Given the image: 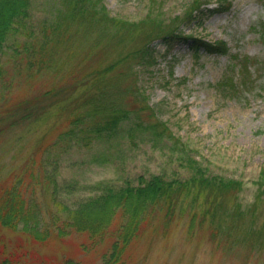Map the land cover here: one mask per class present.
<instances>
[{
  "label": "rangeland",
  "instance_id": "obj_1",
  "mask_svg": "<svg viewBox=\"0 0 264 264\" xmlns=\"http://www.w3.org/2000/svg\"><path fill=\"white\" fill-rule=\"evenodd\" d=\"M103 1L112 15L131 21L142 19L150 10V0ZM191 1L160 0L162 17L168 22L174 15L181 14ZM206 1L209 2L207 7L219 10L205 16L203 21L187 22L183 25L184 33L211 41L225 40L229 47L226 54L208 53L202 48L195 54L196 41L192 37L177 39L172 45H165L162 38H156L150 43L156 61L151 64L149 57L150 63L142 65L129 55L150 39L146 35L148 30L139 29L123 41L116 37L115 42L107 39L105 43L103 32L98 28L89 33H77L78 26L72 24L67 35L48 53L51 59L46 64L50 66L40 69L33 78V86L27 87L31 91L67 84L62 76L70 64H77L78 72L84 73L126 57L102 77L100 83L107 85L104 88L108 95L100 97L98 91L96 99L112 102L115 108L123 105L132 113L120 123L112 137L97 139L89 147L74 146L65 153L59 180L73 182L80 188L73 199L87 195L90 184L102 180H125L151 172L171 175L175 170L187 174L186 168L170 157L169 149L162 147V142L156 147V143L148 139L149 131L132 130L138 120L134 110L139 107L134 100L139 99L153 106L173 133L198 157L204 158L212 171L243 180L240 202L243 208L257 207L256 217L247 213L243 221H235L234 226L225 220L235 229L213 236L214 222L220 220L218 214L210 213L203 220L202 211L195 229L189 231V216L185 213L169 227L166 235L161 229L146 233L131 249V260L127 264H264V194L258 195L255 183L264 167V0ZM61 3L62 0H39L33 18L42 23L44 16L54 13V8ZM68 56L71 59L66 62ZM245 57H249L252 72L248 90L237 95L221 94L218 84L227 74L231 76L236 74L234 71H240L238 61ZM30 59L22 60L23 69L29 67ZM52 63L63 68H55ZM25 77H21L22 81L7 97L8 102L13 101L14 95L20 98L25 95V86L31 78L25 80ZM95 88L100 89L92 82L79 85L67 98L43 113L31 133H20L23 130L20 127L8 134L9 138H17L20 133L18 139L24 137L21 145L28 151L40 136L47 138L67 129L71 117L81 116L88 109L85 97ZM2 102L0 97V110ZM101 110H105L102 115L110 114L107 103L101 104ZM146 114L142 113L141 118H148ZM14 153L15 150L10 149L0 152L1 172L10 166L17 167L21 157L14 159ZM232 198L230 195L222 202L224 209L233 208ZM63 199L70 203L69 197ZM189 201L190 198L184 205L187 211L191 209ZM43 219L50 224L53 215L46 213ZM56 234L53 232L49 239L41 242L22 230L0 228V260L14 257L19 264H65L67 259H73L82 264H101L105 243L86 249L82 245L88 242L85 234L72 230L61 238Z\"/></svg>",
  "mask_w": 264,
  "mask_h": 264
},
{
  "label": "trees",
  "instance_id": "obj_2",
  "mask_svg": "<svg viewBox=\"0 0 264 264\" xmlns=\"http://www.w3.org/2000/svg\"><path fill=\"white\" fill-rule=\"evenodd\" d=\"M38 3L39 0H0V97L4 101L3 109L0 110V152L15 150L14 159L21 157L17 167L10 166L4 172L0 171V228L22 230L32 239L41 242L49 239L53 232L57 233V238L63 237L70 230L83 233L88 237V242L82 244L86 249L105 243L101 264H127L131 260V249L146 233L161 229L166 235L169 227L183 218L185 213L189 216V231L195 229L196 219L202 211L203 220L210 213L218 214L220 220L214 222L213 236L235 229L232 227L234 222H242L247 213L257 216V207L243 208L240 202L243 180L212 171L205 164V159L198 157L180 140L168 123L159 117L154 107L142 99L134 100L139 107L134 110L138 120L132 130L149 131L151 135L148 139H152L156 147L162 142V147L169 149L170 157L179 161V165L186 168L187 174L182 175L175 170L171 175L151 172L140 173L125 180H102L90 184L87 195L72 198L80 188L73 185V182L59 180L65 153L68 154L74 146L89 147L97 139L112 137L120 123L132 113L123 105L115 108L112 102H97L96 99L98 91L100 97L108 95V90L104 88L107 85L100 83L102 77L111 73L126 57L96 66L84 73L78 72L77 64H70L62 76L67 84L44 90L40 88L30 91L27 88L33 86V78L40 69L50 66L46 64L51 59L48 53L52 52L56 42L67 35L72 24L78 26L77 33H89L98 28L103 32L104 41L109 39L114 42L116 37L123 41L135 35L139 29L148 30L146 35L150 39L129 55L134 56L142 65L150 63L149 57L152 59L151 64L156 61V56L152 55L154 48L150 44L156 38H162L165 45H172L177 39L192 37L196 41L195 54L201 48L208 53L226 54L229 47L225 40H206L194 34H185L183 30L187 22L203 21L205 16L219 8L207 7L209 2L206 0H192L181 14L174 15L167 22L162 17L160 0H150V10L146 16L131 21L112 15L103 0H62L61 6L54 8V13L46 14L43 22L38 23L33 18ZM72 34L69 32L70 36ZM24 58L31 59L29 67L23 69L21 62ZM70 59L68 56L66 62ZM238 63L244 76H240L239 70L234 71L236 74L224 76L218 84L221 94L237 95L248 90L249 76L252 75L249 57L240 58ZM52 66L63 68L57 66V63H52ZM22 76H26L25 80L31 77L24 87L25 95L21 98L14 95L13 101L8 102L7 97L22 81ZM87 82L94 83L100 89L95 88L85 97L88 109L84 110V114L71 117L67 129L47 138L40 136L31 149L25 151L21 145L24 137L18 139L20 133L30 132L53 104L63 101L75 88ZM60 95L63 96L57 98ZM102 103L108 104L110 114H100L105 112L101 110ZM142 113H147L148 118L142 119ZM20 127L23 130L17 138H9ZM15 145L18 146L14 148ZM255 183L261 197L264 194V167ZM230 195H233V208L227 210L222 202ZM68 197L70 203L63 199ZM189 198L191 209L187 211L184 205ZM46 213L53 215L50 224L43 219ZM225 220H229L232 226ZM200 225L203 226V222ZM0 264L19 263L14 257H5L0 260ZM65 264L82 263L67 259Z\"/></svg>",
  "mask_w": 264,
  "mask_h": 264
}]
</instances>
